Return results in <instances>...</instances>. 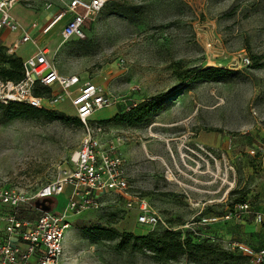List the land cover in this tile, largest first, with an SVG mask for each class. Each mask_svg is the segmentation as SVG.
<instances>
[{
	"label": "rangeland",
	"instance_id": "rangeland-1",
	"mask_svg": "<svg viewBox=\"0 0 264 264\" xmlns=\"http://www.w3.org/2000/svg\"><path fill=\"white\" fill-rule=\"evenodd\" d=\"M67 1L33 0L30 8L39 12L51 2L62 9ZM13 12L24 26L34 19L19 5ZM85 33L82 40H64L56 30L42 42L62 74L77 75L113 95L116 102L92 119H109L151 100L158 105L143 124L103 123L104 141L121 138L119 150L134 190L174 227L224 217L240 201L264 212V0H109L86 23ZM13 38L0 44L9 55ZM31 52L33 45L24 44L14 55L26 59ZM244 57L250 58L249 66H243ZM207 67L227 72L177 87L180 73ZM55 110L70 120H9L0 114V185L33 194L69 166L85 133L73 123L76 113L69 102ZM66 204L62 194L40 208L59 213ZM124 204L116 199L71 217L58 264H193L185 257L158 263L143 254L116 252L109 243L92 244L86 228L114 227L138 236L150 231ZM24 210L22 215H37L35 208ZM196 229L218 251L234 253L228 248L234 241L264 248V222L255 223L251 215ZM200 264L224 261L217 254Z\"/></svg>",
	"mask_w": 264,
	"mask_h": 264
},
{
	"label": "built area",
	"instance_id": "built-area-1",
	"mask_svg": "<svg viewBox=\"0 0 264 264\" xmlns=\"http://www.w3.org/2000/svg\"><path fill=\"white\" fill-rule=\"evenodd\" d=\"M32 1L0 0V31L6 29L21 35L9 46L11 56L24 44L35 46L34 52L23 59L24 77L20 82L0 79V102L24 103L47 110H55L63 102H69L75 110V117L82 123L85 136L65 171L33 194L22 188L0 185V264L60 263L65 254V235L71 227L70 218L100 210L116 199L125 203V210L135 211L137 223L150 231L160 228L195 232L197 225H215L240 214L251 215L257 224L264 222V212L245 203L224 217H203L198 222L174 227L146 197L136 192L130 180L129 164L119 150L121 138L104 141L103 125L92 119L97 111L109 108L116 102L113 95L101 85L83 81L77 75L62 74L58 70L51 49L39 44L30 34V29L38 27L37 23L24 26L13 14V9L18 5L32 7ZM108 1L70 0L41 28V34L48 36L58 25H62L60 35L64 40H82L86 38V23L101 13ZM52 6V3H46L45 9ZM242 62L243 66L251 64L248 57H244ZM44 87L48 91L41 93ZM62 194L67 196L64 211L55 213L36 207L37 201ZM27 206L35 208V217L22 215ZM228 248L248 257L250 264H264V249L256 251L245 243L235 241L229 243Z\"/></svg>",
	"mask_w": 264,
	"mask_h": 264
},
{
	"label": "trees",
	"instance_id": "trees-1",
	"mask_svg": "<svg viewBox=\"0 0 264 264\" xmlns=\"http://www.w3.org/2000/svg\"><path fill=\"white\" fill-rule=\"evenodd\" d=\"M107 4V3H106ZM106 6V5H105ZM0 79L2 81L20 82L24 77L23 58L14 54L9 55L6 53V49L0 46ZM257 59V57H255ZM180 64V63H178ZM181 70V67L175 69V71ZM227 72L223 67H207L200 70H185L178 75L179 80L182 82L177 87L186 86L189 80L198 81H213ZM176 87V88H177ZM47 88H43L41 93L47 92ZM166 94H164L165 96ZM163 95L157 96V98H164ZM150 103H141L132 107L128 111L116 113L109 119L98 121L100 124L106 122H114L117 124H143L150 117H152L158 108L157 103L154 100ZM4 115L5 119L15 118H45L46 120H61L68 122L70 119L66 115L57 110H47L32 107L24 103L9 102L4 105L0 102V114ZM2 118V117H1ZM3 121V119H1ZM73 123L77 127H82L81 121L76 117L73 119ZM249 203L246 201H240L236 206ZM250 204V203H249ZM232 212V211H231ZM23 213V212H22ZM31 215V214H30ZM26 216V215H24ZM32 217V216H28ZM87 238L92 244L109 243L111 249L121 253H139L149 256L152 260L158 263H168L170 261H176L181 257L187 258L193 264H200L206 262L212 256L219 254L222 256L224 264H233L236 260H245L246 264H250L249 258L233 251L221 250L218 251L201 234L197 231L193 232L188 229L168 230L157 228L153 231H149L145 235L138 236L130 233L120 232L114 227H101L95 226L85 229ZM251 246V245H250ZM253 247V246H251ZM254 248V247H253ZM260 251L263 249H256ZM237 253L238 257L234 254Z\"/></svg>",
	"mask_w": 264,
	"mask_h": 264
},
{
	"label": "crops",
	"instance_id": "crops-1",
	"mask_svg": "<svg viewBox=\"0 0 264 264\" xmlns=\"http://www.w3.org/2000/svg\"><path fill=\"white\" fill-rule=\"evenodd\" d=\"M70 1V0H69ZM69 1H67V2H65V4L66 3H68ZM46 3H51V2H46ZM46 3H43V6L41 7V9H40V11L39 12H36L35 10H34V8H35V6L33 7V8H30V9H27V8H23V7H21V5H19V7L20 8H22V9H24V10H28V12L30 11V12H32V14L34 15V19L28 24V25H26V26H29V25H31L33 22H36L37 23V28H35V29H30V34H31V36L32 37H35L37 40H38V43L39 44H42V45H44L43 44V42H45L46 40H43V39H45L47 36H44V35H42L41 34V28L45 25V24H47L53 17H55V15L57 14V13H59L60 11H62L64 8H65V4H64V6H63V8L62 9H60V8H55V6H52L50 9H45V4ZM53 5V4H52ZM29 8V7H28ZM14 10V9H13ZM13 14H14V12H13ZM14 16L16 17V15L14 14ZM17 18V17H16ZM48 19V21L47 22H45L46 20ZM17 20H18V18H17ZM61 28H62V25H58L55 29H54V31H58V33L60 34V30H61ZM1 31H4V34H1L0 33V44H4V42H5V40L6 39H9V36L11 35V34H14V38H13V40L11 39V41H10V46L16 41V40H18L20 37H21V35L19 34V33H11V32H9L8 30H6V29H3V30H1ZM0 31V32H1ZM49 36V35H48ZM61 36V35H60ZM43 41V42H42ZM33 47H35V46H33ZM35 50V49H34ZM32 53V52H31ZM64 245H65V243H64Z\"/></svg>",
	"mask_w": 264,
	"mask_h": 264
},
{
	"label": "water",
	"instance_id": "water-1",
	"mask_svg": "<svg viewBox=\"0 0 264 264\" xmlns=\"http://www.w3.org/2000/svg\"><path fill=\"white\" fill-rule=\"evenodd\" d=\"M46 200H49V199H44L43 201H41V200L37 201V202H36V207H37V208H40V206H41L42 204H44ZM41 209L44 210V211H49V210H50V209H48V208H41Z\"/></svg>",
	"mask_w": 264,
	"mask_h": 264
}]
</instances>
